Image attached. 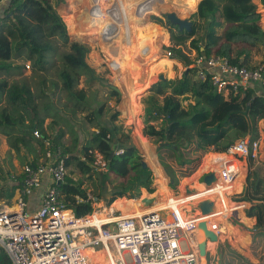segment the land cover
I'll use <instances>...</instances> for the list:
<instances>
[{"label": "trees", "instance_id": "obj_1", "mask_svg": "<svg viewBox=\"0 0 264 264\" xmlns=\"http://www.w3.org/2000/svg\"><path fill=\"white\" fill-rule=\"evenodd\" d=\"M151 1L153 4L147 0L139 4H136L135 0H108L107 3L103 0H67L66 8L61 10L64 12L62 20L56 13V6L62 3V0H11L0 17V72L9 75L10 79L13 78L10 72L23 68L22 65H17L16 61L22 57L32 63L34 72H45L46 67L51 64V58L56 56L58 46L66 47L68 51L60 55L58 77L61 81V91L66 93L68 101L72 104L71 109L67 110H70L72 115L76 111L81 114L87 113L84 115L85 121L96 130L89 139L80 141L75 129L69 127L66 131L59 126L60 123L66 126L68 119L63 113L56 111L53 98L45 90L34 93L25 82L0 79V135L5 137L17 159L24 160L25 163L22 165H36L37 148L43 149L44 153L45 141L49 142L53 150L61 148L66 167L73 166L81 175L92 172L98 154L106 169V172L101 173V181H105L103 174H112L120 179L112 191V196L106 199L105 203L121 210L122 213L131 207H142L141 204H128L131 201L140 203L136 199L140 198L141 190L149 194L155 191L154 175L151 170L155 174L157 189L154 195L164 190L170 192L167 187L168 179L162 168L167 170L172 179L169 187L176 190L177 171L182 177L190 178L203 166L206 156L204 153L207 149L213 147L216 150L213 152L224 154L225 152L218 150L227 151L247 136H249L248 142L253 143L258 135V123L264 118V88L249 87L244 93L243 90L230 91L228 96L224 97L217 92L209 74L200 79L197 77V69L190 68L179 78H175L174 82L158 83L159 88L164 87L168 91L161 93L163 108L160 112L154 113L163 114V120H169V123L163 121L159 129L148 125L144 129V135L148 136L151 143L156 146L160 144L167 146L157 147L159 163L155 153L147 156L145 150L138 147L151 170L142 168V157L129 143L128 134L124 138L118 136L120 127L115 124L117 113L110 116L114 126V132L110 134L103 127V121L100 119L105 114L106 105L101 104L94 111H87L89 104L85 91L78 88L79 77L84 76L87 80L95 81L102 76L96 75L95 69L86 62L90 52L89 46L79 41H71L66 26L76 39L80 38H77L76 30H80V27L84 29L88 22L90 26H98L89 32L90 37L84 39L93 44L102 42V48L115 47L118 57L108 54L113 80L122 75V67L124 68L126 64L145 65L144 62L134 58L137 53L142 52V49L144 51L148 47L147 49L154 55L162 45H167L168 37L156 24H161L170 30L173 46L167 49L173 53L171 59L184 62L186 67L193 64L181 49L182 44L187 40H190V48L197 56L206 58L219 56L231 65L247 69L253 68L251 66L253 50L264 49V33L259 23L260 14L253 0H233L232 3L221 4L218 0H199L194 8L189 6L190 0H183L181 16L189 15L197 8L191 15L190 33H179L178 29L166 19L163 18L165 22L162 23L161 19L153 17L151 23L156 28V35L154 33L143 36L135 21L144 22L149 20L150 15L160 16L162 13L159 6L162 0ZM168 1L175 4L178 0ZM261 4L264 6V0H261ZM92 5L98 8L90 10ZM260 7L264 11V7ZM108 24H113L116 28L109 41L103 39L100 32L104 31ZM94 29L98 32H93ZM82 35L85 37L84 33ZM117 39H124L125 42L126 39L134 40L132 53L122 47L124 42L122 45L118 44V47L110 45L111 41ZM166 60L172 65L171 60ZM261 63L264 64V60ZM150 70L151 78L147 79L149 87L156 83L158 76L153 73V67ZM161 74H166L165 69ZM54 87L57 88L58 85L54 84ZM139 91H135V88L124 89L125 100L131 101L133 94ZM242 94L245 96L242 97ZM111 95L118 103L119 94L111 91ZM131 107L138 116L141 115L140 105ZM121 113L133 123L132 118H135L133 111H130L133 113L132 116L127 114L125 109H122ZM47 119L50 122L44 127ZM34 131L39 133L40 138L33 136ZM48 131L51 134H47ZM69 132L75 136L74 144L70 147L62 143L66 133ZM112 145L115 147L113 148ZM117 151L122 153L116 155ZM164 157H167L166 160H163ZM69 174H72V171L67 173L65 181L59 186L62 203L77 217L91 214L93 212L91 204L100 202L102 192L92 195L91 200L83 183L75 181ZM13 183L11 173L4 169L0 161V200L10 202L15 189L20 186ZM251 185L255 194H261L257 199L263 202V205H259L260 215L263 217L264 190L261 189L263 184L257 171L254 173ZM171 199L174 202L179 201V198L173 195ZM228 239L233 244V240ZM242 248L238 247L240 250ZM226 256L233 257L227 251ZM0 264H11L4 251L0 252Z\"/></svg>", "mask_w": 264, "mask_h": 264}, {"label": "built area", "instance_id": "obj_2", "mask_svg": "<svg viewBox=\"0 0 264 264\" xmlns=\"http://www.w3.org/2000/svg\"><path fill=\"white\" fill-rule=\"evenodd\" d=\"M10 1L0 0V5L7 6ZM93 8L98 7L92 5L89 9ZM193 64L198 78L209 74L217 92L224 97L230 91L244 93L249 87L264 88V64L247 69L231 65L219 56H197ZM29 69L30 64H25V70ZM33 136L40 138L37 131ZM45 142L44 162L23 165L20 181L11 176L19 189L12 205H0V247L11 264H93L86 254L90 248H99L103 255L102 262L95 264H199L197 247L184 251L181 239L196 231L200 222L206 223L197 221L200 213L183 218L184 223L175 211L168 220L160 211L126 217L111 207L77 217L60 199L59 186L68 173L62 151L51 149ZM252 150H258L256 140L251 144L240 141L227 152L249 156ZM121 153L117 151L116 155ZM219 169L218 178L223 185L231 184L239 173L234 160L219 162ZM42 187L45 188L38 209L28 212L29 197ZM88 198L92 200L90 195ZM196 200L191 197L189 202ZM103 215L104 219H99ZM207 229L219 238L221 228L211 225Z\"/></svg>", "mask_w": 264, "mask_h": 264}, {"label": "rangeland", "instance_id": "obj_3", "mask_svg": "<svg viewBox=\"0 0 264 264\" xmlns=\"http://www.w3.org/2000/svg\"><path fill=\"white\" fill-rule=\"evenodd\" d=\"M144 1L145 0H135V3L139 4L140 2H144ZM147 1L152 3L151 0H147ZM182 1L183 0H178L177 3L171 4V3H169L168 0H162L161 1L162 4L159 6H160V8L174 11L180 17H182L181 16V13L183 10L182 9L183 8L182 7ZM198 1L199 0H190L188 2V4L190 7L194 8ZM218 1L221 4V3H227L226 1H228V0H218ZM253 2L255 3V5L257 7V12L260 14V22L259 23H260V26L262 28L261 30L264 33V11H262V9H260L261 8L260 6H262V7H264V6L261 4V0H256V2H255V0H253ZM66 4H67V0H62V3H60L58 6H56V13L58 14V16L60 18H62V16L64 15V12L61 10H64L66 8ZM195 12H196V10L189 15H193ZM186 16H188V15H186ZM153 17H158L159 19H161V21H163L162 23L165 22L164 19L161 17V13H160V16L150 15L149 16L150 21L148 19L145 20L144 22L135 21V23L138 25V29L140 30V32L143 36H150V35H153L154 33L156 35V28L151 23V22H153L152 21ZM183 17H185V16H183ZM89 23L90 22H88V24L85 25L84 29H82V27H80V30H76V32L78 33L77 38L80 37L81 39L80 38L76 39V37L70 33V31L68 30V27H67V33H68L71 41H79V42L85 43L89 46L90 52L87 55L86 62L88 63V65L90 67L95 69L96 75L102 76L101 79H98L95 81L87 80V78L84 76L79 77L78 88L83 89L85 91L87 101L89 104L87 111H94L101 104H105L106 105L105 114L102 117H100V119H102V121L111 122V121H109L110 116L112 114L114 115L115 113H117V120H116L115 124H117L120 127V131H119L118 136L121 138H124V136L128 134L129 143L138 150V152L141 155L143 160H145V159H144L141 151L138 149V147L140 149L145 150L147 156L148 155L152 156L155 153L157 162L159 163L157 153H156L158 146L152 144L149 137L144 135V129L148 125H153L155 127V129H159L162 125V122L166 121V120H163V118H164L163 114L160 113L159 115H156L154 113L155 111L160 112V110L163 108V100H162L163 96L161 93L163 91H168L164 87L159 88L158 83L161 82L159 77L162 76L165 79L164 81L174 82L175 78H179V76H181V74L184 71H186V69L194 67V64H191L190 66L186 67L184 62H182L180 60H176V59L175 60L171 59L173 57V53L169 52V50L167 49L168 47L173 46L172 41H171L170 30L168 28H166L165 26H163L161 24H156L154 22L156 25H158L160 28H162L164 30V33L168 37L167 45H162L160 48V52L158 51L154 55L151 52V50L147 49L148 47H146L144 49V51L142 49L141 53H137L138 55L135 57L133 56V57L137 61L144 62L145 65L144 66H140V65L135 66L133 64H131V65L126 64V66L124 68L122 67V70H123L122 75L119 78L113 80L114 77H113L112 69L110 67V61L111 60L108 58V54H112V55L114 54V57H118V53L115 52V47H109V48L107 47V49H106V47L102 48V42L100 44H93L92 42L86 41L84 39L86 37L87 38L90 37L91 33H89V32L93 28L98 27V26H95V27L90 26ZM93 32L96 33L98 31L95 30ZM100 32L103 33V31H100ZM82 33L85 34V37L82 35ZM123 42L125 43L124 45H122ZM134 42H135L134 40H129V39H126V42L124 39H119V40L117 39V41L116 40L111 41L110 45H114V46L117 45V47H118V44H120V45H122V47L126 48L127 50H129L132 53L133 48L135 46ZM189 43H190V40L185 41L184 44H182L181 49H182L183 53H185V55L188 57V59L194 63V60L196 59L197 55H196V52L190 48ZM67 51H68V49L66 47L58 46V48L56 49V56L54 58H51V64H50V66L46 67L47 70L45 72H38V71L34 72L32 63L29 62L28 60H26L24 57L17 59L16 60L18 62L17 65H19V66L22 65L23 68L11 71L10 75L13 77L11 79L9 78V75H7L3 72H0V79H7L9 82H13V81L14 82H25L31 88V90L34 93L36 91L40 92V91L45 90L53 98L56 111L63 113L64 115H66V117L68 119V122H67L68 126L63 125V123H60L59 126H61L66 131H68L67 129L69 127L77 130L76 132H78V134H79L80 141H82V140L85 141V140L89 139L91 137V134L94 131L96 132V130L93 128V126L89 125L85 121L84 115H86L87 113L81 114L79 111H76L75 114L72 115L71 111L67 110V109H71L72 104L68 101L66 93L64 91H61V88H60L61 87V81L58 77L59 65L61 63V60H60L61 56L60 55L63 54L64 52H67ZM166 59L171 60L173 62L172 63L173 66ZM163 60H165V61H163ZM263 60H264V49L253 50V58L251 61V66L253 68L257 67L259 64H262L261 62H263ZM27 63L30 64L29 70H25V64H27ZM122 66H123V63H122ZM152 67H153V73L155 72L158 76L156 78V83H154L153 85H151V87H149L147 79L151 78V75L149 76V74L151 73L150 68H152ZM163 69H165V71H166L165 75L169 76L170 78H168V77L166 78L165 75L161 74ZM197 77H198V73H197ZM54 84L58 85V87L57 88L54 87ZM108 84H112L115 87H117L118 89H120L121 96L119 95V102L118 103L115 102L116 98L111 95V90H109L107 87ZM127 88L128 89L135 88V91L140 90L139 93L133 94V97L130 98V99H132L131 101L125 100V98H124L123 90L124 89L126 90ZM243 96H245V94H242V97ZM139 105L141 106V109H142V113H140L141 114L140 116H138V113H136L135 110L131 107V106L137 107ZM122 109H125L126 113L130 114L131 116L133 113H130V111H133L135 113V118L134 117L132 118L133 123L130 122L129 119L125 118L122 115V113H121ZM72 110H73V108H72ZM136 114H137V116H136ZM149 115H151V116H149ZM138 117H139V119H138ZM150 117H152V118H150ZM235 121L236 120H233V122H235ZM49 122H50L49 119L45 120L44 126L47 125V123L49 124ZM166 122L169 123V120H167ZM111 124H112V122H111ZM263 132H264V118L261 119L258 123L257 143H258V140L261 139L260 133L263 134ZM47 134H51V133H49V131H48ZM74 138H75V136H73L70 132L66 133L65 137L62 140V143L65 146L70 147L71 145L74 144V141H73ZM247 139H248V137L245 138L241 142H247ZM5 140H6L5 137L0 135V161L3 164L4 169L6 171H9L11 173V176L16 177L17 174L20 173V170L23 166L22 164L25 162L22 158L17 159L15 153L9 148L8 143H7V141L5 142ZM259 142H260V140H259ZM45 144H46V142L44 143V148L46 147ZM259 146H260V143H258V147ZM114 147H115V145L113 146V148ZM213 150H214V148L211 147L205 151L204 156L205 155L206 156H205V162H204L203 166L201 168H199L193 176L190 175L191 176V177L189 176L190 178L182 177L181 176L182 174L179 171H177L175 173V177L178 178V185H177L178 189L172 190L169 187L170 184L167 180V187L172 193L164 190V191L159 193V195L163 194L162 196H159L157 194H156V196L154 195L155 194L154 192L157 190L156 185H155V174H154L153 170H151L149 167V169L152 171V173L154 175V188H155V191L152 193L151 197H156V200H157L153 204V207L156 206L155 209L159 210V211H165V209L167 208L169 214L164 213V215L168 220L170 218V211L177 212L180 215V218L183 219L184 214L182 212L187 211L190 208V206L188 205L189 204L188 200L191 197H196L197 194H198V196L201 195V192L203 190L197 189L198 186L200 185V184L198 185L197 180L203 173L206 172V165L211 164V166L212 165L215 167L219 166L218 163H215L216 162L215 160L216 159H222L223 160L226 157H228V156H225L223 153L213 152ZM261 151H263L262 148H261ZM207 152L208 153L210 152L213 154H208ZM254 152L255 151L252 150L253 155H254ZM43 158H44L43 149L37 148V157H36L35 163L36 164H42L44 162ZM166 158L167 157H164L163 160H166ZM31 159L32 158H29V160H31ZM242 169L244 172L247 170V168H242ZM70 171H72V174H69V176L71 178H73L75 181H81L83 183V187L87 191V194L90 196H92V195L95 196L96 193L98 194L100 191L102 192L104 188H106L108 192L112 193V191H114V187L120 182V179L116 178L112 174H103L102 176H104L105 181L104 182L101 181V173L106 172V169L104 167V162L101 160V158L98 154H96V161L94 164V169L92 170V172L90 174L81 175L79 173V171L76 170L73 166L68 167V173ZM199 182L201 183L202 180L200 179ZM231 184L223 185V184L219 183L218 187L219 188H225L227 186H230ZM186 187H190L189 190L194 191L195 193L193 195L186 196L185 191H184V189H186ZM143 191H145V190H141V196H140V198L136 199V201L140 202V200L143 198L142 197ZM205 191L208 192L207 190H205ZM171 195H173L176 198H179V201H177V202L172 201ZM223 195L227 196L228 193L223 194ZM108 198H110V197L108 195H106V199H108ZM184 198H187L186 201L184 200ZM204 198H207V197H204ZM106 199H104L102 197L99 203H93L91 205L93 208V212H96V213L100 212L104 208L110 209V207L112 205H110V206L106 205V203H105ZM212 199H213V197L210 200H212ZM197 200H199V199H197ZM227 200L229 202V205H231L230 209L228 210V214L225 215V213L223 212L224 216L222 218H220L221 216L219 214H216V215H218V217L220 216L219 217L220 220L217 221L218 223L216 224L218 226V228L220 226V223H225L226 217H228V215L232 211L231 209L234 207V204H232L230 202L228 197H227ZM166 202H170L171 205H169V207H167V206L163 207V204H165ZM217 203L219 204V202H217ZM159 204H161L162 206L160 207ZM9 205H12V203H10ZM181 207L183 210L181 213H179L178 211ZM131 209L135 210L136 208L131 207ZM197 211H198L197 209H194L193 213L195 212V214H199V212L197 213ZM191 213L192 212H190L189 214H191ZM98 217H99V219H104L105 215L98 216ZM201 217H199L198 220ZM206 218H208V217H206ZM211 225H215V224L211 223L210 226ZM197 230H198V233H197L198 236L200 234H202V236H203L204 230L200 227H198ZM220 234H222V233H220ZM203 239H204V236H203ZM0 250H1V247H0ZM90 251L99 252V248H90ZM99 262H102V261H97L96 263H99ZM259 262L261 263V261H259Z\"/></svg>", "mask_w": 264, "mask_h": 264}, {"label": "crops", "instance_id": "obj_4", "mask_svg": "<svg viewBox=\"0 0 264 264\" xmlns=\"http://www.w3.org/2000/svg\"><path fill=\"white\" fill-rule=\"evenodd\" d=\"M226 2L232 3L233 0H228ZM6 7H7L6 5H0V17H2ZM105 123L106 121H103V125ZM47 125H45L44 127H46ZM260 137H261V139H259L260 142L258 140V143H260V146L258 147V150L254 152V155L253 154L249 156L234 155L232 157L237 165V168L239 169V173L230 186H227L225 188L218 187L220 183L219 178H218L220 169H219V166L215 167L213 165L211 166V164L206 165V172L203 173L197 180L198 185L200 184L197 189L201 190L202 188L206 190V188H204V186L201 185L199 180L200 179L202 180V178L211 171H214L216 173L217 181L207 191L213 197L212 199L213 203L217 205L218 214L221 216V217L219 216L220 218L224 216L223 212L225 213V215H227L228 210L231 207V205H229L227 197L230 200V202L234 204V207L231 209L232 211L230 212L228 217H226L225 223H220L219 228H221L220 233L222 234H220L217 243L206 241L207 257L203 259L200 258L199 264H216L218 251H222V254H223L222 263L223 264H260L259 261H261L262 263V261L264 260V216L262 217L260 215L261 209L259 207V205H263V202L262 200L257 199V197H259L261 194H255V192L251 188L252 181L254 180V173L257 171L259 178H261V181L263 184V186H261V189L263 188L264 190V132L263 134L260 133ZM248 140L249 138L247 139V142ZM256 141H257V138H256ZM261 148L263 149V151H261ZM218 151L226 152L224 150H218ZM208 154H213V153L209 152ZM250 157H254V160H250L249 159ZM225 160L227 161V160H232V159H230L229 157H226ZM215 161H216L215 163H218V164L219 162H223L222 159H216ZM242 168H247V170L244 172ZM20 173H21V170H20ZM20 173L17 174L18 181H20V177H19ZM248 175H249V180H247ZM17 184H18L17 182L13 183V185H17ZM44 188L45 187H42V189L35 191L29 197L27 201L28 202V208H27L28 212L32 213L38 209L40 199L43 195ZM189 188L190 187H186V189H184L186 196H188V194H186V191H190ZM18 189L19 187L15 189L13 198L10 200L9 204L10 203L13 204V201L15 199ZM226 193H228L227 196L223 195ZM142 195H143L142 196L143 198L144 197L150 198L152 196V194H149L146 191H143ZM217 202H219V204ZM1 204L9 205L4 200H0V205ZM128 204L139 205L141 203H135V201H131ZM111 208H113V210L115 211H118V213H120L121 216H124V214L129 212V211H126L122 214L121 210L115 207H111ZM135 208L138 210L144 209V207H141V206L135 207ZM155 208L156 207L152 206L149 212L159 211V210H156ZM131 210L132 209H130V211ZM193 210H194L193 208H190V210L185 211L184 212L185 216L187 218H191L197 215L195 214L196 211L193 213ZM160 212H163V211H160ZM190 212L192 213L189 214ZM198 212L199 211H197V213ZM129 216L131 215L129 214ZM211 223L216 225L218 222L210 220L207 222V225L210 227ZM196 231H194L187 237L185 236L182 237L181 246L184 251H189L191 247H194V246L197 247V244H195V237L197 235ZM228 238L233 240V244L230 242ZM238 247H243V248L240 250L238 249ZM2 251L3 249L1 248L0 252ZM226 251L229 254H231L233 257L231 256L227 257ZM92 259L94 261L93 264H95L97 260H95V258H92Z\"/></svg>", "mask_w": 264, "mask_h": 264}, {"label": "water", "instance_id": "obj_5", "mask_svg": "<svg viewBox=\"0 0 264 264\" xmlns=\"http://www.w3.org/2000/svg\"><path fill=\"white\" fill-rule=\"evenodd\" d=\"M161 17L166 19L167 21H169V23L171 25L175 26L178 29L179 33H182V32L190 33L192 31L191 15L185 16V18H183V17H180L174 11H164L161 13ZM115 32H116L115 26L113 24H108L102 33V36H103L102 38L103 39H108V38L110 39V37L113 36ZM189 69L190 68L186 69V71H188ZM107 87L109 90L114 91L117 94L121 95L120 90L117 87H115L114 85L108 84ZM103 127L110 134H112L114 132V127L111 124V122H106L103 125ZM248 138H249V136H248ZM161 146H167V144H160L158 147H161ZM112 147H113V145H112ZM141 166L144 169L149 168L147 162L143 159L141 160ZM162 170H163L165 176L167 177L169 184L172 183V179L169 177L167 170L164 168H162ZM216 181H217L216 173L214 171H211L202 178L201 184L205 188H211L216 183ZM194 193H195L194 191H186V194H188V195H193ZM106 195L111 197L112 193L108 192L107 189L104 188L102 191V197L104 199H106ZM155 201H156V197H151V198L144 197L140 200V203H141L142 207H144V209H149L150 207L153 206ZM192 206H193V209H197L199 211L201 216H204L207 212H209L210 210L213 209L214 204L209 198H202V199H199V200L193 202ZM149 213L152 215L155 214V212H153V211H151ZM143 215H146V213H143ZM198 227H200L204 230V234H203L204 239L202 242L197 244L198 255L200 258H202V257L206 258L207 257L206 241H210L212 243H217L218 237L213 232L206 229V223L205 222H200L198 224ZM222 258H223L222 251H218L216 264H223ZM260 264H264V260Z\"/></svg>", "mask_w": 264, "mask_h": 264}, {"label": "bare ground", "instance_id": "obj_6", "mask_svg": "<svg viewBox=\"0 0 264 264\" xmlns=\"http://www.w3.org/2000/svg\"><path fill=\"white\" fill-rule=\"evenodd\" d=\"M104 2H108V0H103ZM162 12H164V11H171V10H166V9H163V8H161L160 9ZM159 52H160V49H159ZM159 79H160V81H164L165 79L162 77V76H160L159 77ZM224 155L225 156H228L230 159H232L233 160V156L229 153V152H225L224 153ZM250 160H254V157H250L249 158ZM163 194H161V195H159V196H162ZM163 198V197H162ZM193 198V197H192ZM207 198H209V199H211L212 198V196L211 195H209ZM161 199V198H160ZM189 199V198H188ZM189 200H191V198L189 199ZM188 200V201H189ZM160 202V201H159ZM190 204H192L193 205V203H191V202H189ZM160 205V207L162 206L161 204H159ZM169 205H171V203L170 202H166L165 204H163V207H169ZM156 207V206H155ZM158 207V206H157ZM218 208H217V206L214 204V207H213V209L212 210H210L209 212H207L204 216H202L199 220H197V221H206V223L208 222V221H210V220H212V221H219L220 220V218L218 217V215H216V214H218V210H217ZM151 210V208H149V209H143V210H138V209H135V210H131L130 211V209L128 210L129 212H127L126 214H124V216H126V217H133L134 215H142L143 213H149L148 211H150ZM164 213L165 214H167L168 213V209L166 208L165 209V211H163L162 212V214L164 215ZM170 213H172V211H170ZM129 214L131 215V216H129ZM169 214V213H168ZM180 216V215H179ZM206 217H208V218H206ZM210 217V218H209ZM169 220H171V216H170V218H169ZM181 221H182V223H184V220L181 218ZM207 225V224H206ZM206 229H207V226H206ZM197 233H198V230L196 231ZM191 233H186V235H190ZM219 236H220V233L218 234ZM201 236V237H200ZM203 241V236H202V234H200L199 236H198V234L196 235V237H195V244H198V243H200V242H202ZM86 254L92 259V258H95V260H97V261H102L103 260V255H102V253H100V252H92V251H90V249L89 250H87L86 251ZM96 256V257H95ZM201 259H203V257L201 258ZM94 261H93V259H92V263H93Z\"/></svg>", "mask_w": 264, "mask_h": 264}, {"label": "flooded vegetation", "instance_id": "obj_7", "mask_svg": "<svg viewBox=\"0 0 264 264\" xmlns=\"http://www.w3.org/2000/svg\"><path fill=\"white\" fill-rule=\"evenodd\" d=\"M200 188H201V187H200ZM201 189H202V188H201ZM202 190H203V191L201 192V195H200V196H198V194H197V196H196V197H193V198H194V199H202V198H204V197H208V196L210 195V194H209L208 192H206L204 189H202ZM186 199H187V198H184L185 201H186ZM188 205H189L190 208H191L190 203H189ZM190 208H189V209H190ZM189 209H188V210H189ZM182 210H183V209H182V207H181V208L179 209L178 212L181 213ZM188 210H187V211H188ZM184 212H185V211H184ZM184 212H182V213L184 214L183 216H184V218H185L186 216H185V213H184ZM196 233H197V232H196Z\"/></svg>", "mask_w": 264, "mask_h": 264}]
</instances>
